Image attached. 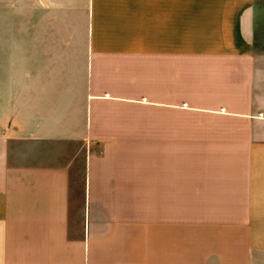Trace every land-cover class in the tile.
I'll return each mask as SVG.
<instances>
[{"label": "crops", "instance_id": "crops-1", "mask_svg": "<svg viewBox=\"0 0 264 264\" xmlns=\"http://www.w3.org/2000/svg\"><path fill=\"white\" fill-rule=\"evenodd\" d=\"M0 47V264H264V0H20Z\"/></svg>", "mask_w": 264, "mask_h": 264}, {"label": "rangeland", "instance_id": "rangeland-1", "mask_svg": "<svg viewBox=\"0 0 264 264\" xmlns=\"http://www.w3.org/2000/svg\"><path fill=\"white\" fill-rule=\"evenodd\" d=\"M0 0V41L3 39L20 38V0ZM3 48V47H0ZM1 58V56H0ZM20 70V62L6 61L0 59V82L6 80V72ZM11 80V79H9ZM83 183V158L82 154L78 156L74 168L72 195L74 200L79 198V192L82 190ZM74 205V209H75ZM75 224V221H72Z\"/></svg>", "mask_w": 264, "mask_h": 264}]
</instances>
